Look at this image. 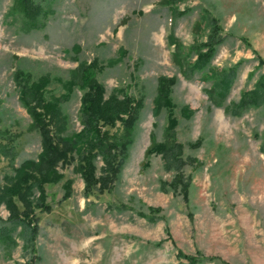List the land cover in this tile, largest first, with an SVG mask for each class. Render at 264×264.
I'll use <instances>...</instances> for the list:
<instances>
[{
    "label": "rangeland",
    "instance_id": "rangeland-1",
    "mask_svg": "<svg viewBox=\"0 0 264 264\" xmlns=\"http://www.w3.org/2000/svg\"><path fill=\"white\" fill-rule=\"evenodd\" d=\"M165 1L54 0L44 27L21 30L8 12L12 0H0V185L41 151L16 71L47 75L46 98L68 97L59 103L63 135L82 127L83 89L63 86L80 62L96 60L104 96L128 95L137 108L127 134L118 121L103 125L120 147L110 163L95 157L88 190L74 155L57 166L58 182L43 184V196L33 187L29 215L12 197L22 223L15 244L0 247V264H186L179 252L204 257L198 264H264V102L234 115L205 92L211 68L233 75L225 104L264 74V0ZM206 12L222 40L207 67L186 79L169 36L185 53L206 41ZM162 76L175 78L172 105L155 111ZM8 217L0 203V218Z\"/></svg>",
    "mask_w": 264,
    "mask_h": 264
},
{
    "label": "trees",
    "instance_id": "trees-1",
    "mask_svg": "<svg viewBox=\"0 0 264 264\" xmlns=\"http://www.w3.org/2000/svg\"><path fill=\"white\" fill-rule=\"evenodd\" d=\"M172 1L165 2L170 4ZM54 11V0H12L8 12L18 19L21 30H33L44 27L48 17ZM206 14L209 25L213 26L212 33L206 41L191 44L186 53L182 45L172 35L169 36L170 45H174L172 61L186 79H191L195 71L207 67L216 46L222 40L219 35L221 27L216 18L207 12ZM199 26L200 23L195 22L194 28L197 29ZM191 54L195 55V59L192 62L186 61L190 59ZM97 64L96 60L89 63L80 62L71 72V78L63 82L68 92H71L74 86L83 89L79 106L82 127L80 131L69 135L62 134L65 119L59 108L60 101L68 97L46 98L45 90L50 83L47 75L32 80L30 74L20 71L14 73L19 86V99L31 117L32 126L39 132L41 151L36 161H32L30 165L22 164L12 175L4 176L5 183L0 185V203L5 204L10 211V217L6 220L0 218V247L3 249L8 250L15 244L12 232L17 223H22L12 197L25 203V209L22 212L29 215L30 205L26 198L33 187L36 185L40 195L43 196L44 183H55L62 178L57 166L75 157L80 161L79 169L88 190L94 181L95 157L101 156L106 163H110L113 150L120 147V142L115 141L108 130L103 129V125L114 126L118 121L126 134L131 130L137 117V108L132 105L133 98L128 95L122 98L116 95L105 97L102 85L94 77ZM205 78L212 80L211 86L205 91L209 101L215 106H223L226 113L239 114L250 106L264 102V74L260 75L253 89L243 91L237 101L227 104L224 100L231 87L232 73L211 68ZM174 82L173 77L162 76L158 79L157 95L154 100L155 111H158L160 107L172 105L169 84ZM169 123L174 124L175 119L170 118ZM150 143L146 155L155 144L153 137ZM5 150L6 148L2 153L5 154ZM178 254L187 261L186 264H198L205 259L202 256H190L180 252Z\"/></svg>",
    "mask_w": 264,
    "mask_h": 264
}]
</instances>
